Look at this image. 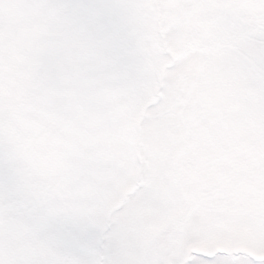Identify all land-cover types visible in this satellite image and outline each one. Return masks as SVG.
Segmentation results:
<instances>
[{
    "label": "snow or ice",
    "instance_id": "1",
    "mask_svg": "<svg viewBox=\"0 0 264 264\" xmlns=\"http://www.w3.org/2000/svg\"><path fill=\"white\" fill-rule=\"evenodd\" d=\"M0 264H264V0H0Z\"/></svg>",
    "mask_w": 264,
    "mask_h": 264
}]
</instances>
